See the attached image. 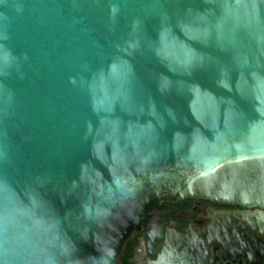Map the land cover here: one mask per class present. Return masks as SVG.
<instances>
[{"label":"water","instance_id":"water-1","mask_svg":"<svg viewBox=\"0 0 264 264\" xmlns=\"http://www.w3.org/2000/svg\"><path fill=\"white\" fill-rule=\"evenodd\" d=\"M190 199L264 227V0H0V264H117Z\"/></svg>","mask_w":264,"mask_h":264},{"label":"flooded vegetation","instance_id":"flooded-vegetation-1","mask_svg":"<svg viewBox=\"0 0 264 264\" xmlns=\"http://www.w3.org/2000/svg\"><path fill=\"white\" fill-rule=\"evenodd\" d=\"M236 210L241 208L197 199L155 207L147 226L126 242L117 264L155 263L166 249L184 255L185 264H264V227L219 214Z\"/></svg>","mask_w":264,"mask_h":264}]
</instances>
